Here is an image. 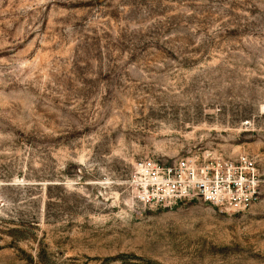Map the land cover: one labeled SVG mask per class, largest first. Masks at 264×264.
Returning <instances> with one entry per match:
<instances>
[{
	"label": "rangeland",
	"instance_id": "rangeland-1",
	"mask_svg": "<svg viewBox=\"0 0 264 264\" xmlns=\"http://www.w3.org/2000/svg\"><path fill=\"white\" fill-rule=\"evenodd\" d=\"M207 155L250 205L136 196ZM0 264H264V0H0Z\"/></svg>",
	"mask_w": 264,
	"mask_h": 264
},
{
	"label": "built area",
	"instance_id": "built-area-1",
	"mask_svg": "<svg viewBox=\"0 0 264 264\" xmlns=\"http://www.w3.org/2000/svg\"><path fill=\"white\" fill-rule=\"evenodd\" d=\"M136 196L144 205H161L202 198L222 205L247 207L256 194L258 178L247 157L226 163L209 155L187 157L174 165L146 159L133 173Z\"/></svg>",
	"mask_w": 264,
	"mask_h": 264
}]
</instances>
